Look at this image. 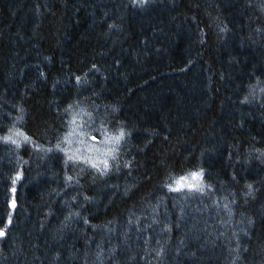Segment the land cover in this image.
<instances>
[{"label": "trees", "instance_id": "obj_1", "mask_svg": "<svg viewBox=\"0 0 264 264\" xmlns=\"http://www.w3.org/2000/svg\"><path fill=\"white\" fill-rule=\"evenodd\" d=\"M0 264H264V0H0Z\"/></svg>", "mask_w": 264, "mask_h": 264}]
</instances>
